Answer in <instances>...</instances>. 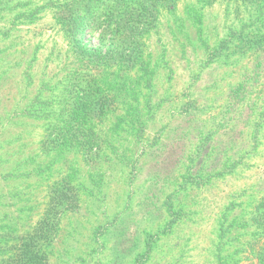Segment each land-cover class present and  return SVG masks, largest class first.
<instances>
[{"label":"rangeland","instance_id":"rangeland-1","mask_svg":"<svg viewBox=\"0 0 264 264\" xmlns=\"http://www.w3.org/2000/svg\"><path fill=\"white\" fill-rule=\"evenodd\" d=\"M0 264H264V0H0Z\"/></svg>","mask_w":264,"mask_h":264}]
</instances>
